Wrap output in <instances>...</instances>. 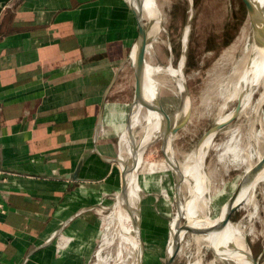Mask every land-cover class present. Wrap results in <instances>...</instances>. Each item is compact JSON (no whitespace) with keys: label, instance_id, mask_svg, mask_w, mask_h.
I'll return each mask as SVG.
<instances>
[{"label":"crops","instance_id":"0c3cea01","mask_svg":"<svg viewBox=\"0 0 264 264\" xmlns=\"http://www.w3.org/2000/svg\"><path fill=\"white\" fill-rule=\"evenodd\" d=\"M138 34L128 0H0V264L92 260L122 184L126 123L107 113Z\"/></svg>","mask_w":264,"mask_h":264},{"label":"rangeland","instance_id":"374dc122","mask_svg":"<svg viewBox=\"0 0 264 264\" xmlns=\"http://www.w3.org/2000/svg\"><path fill=\"white\" fill-rule=\"evenodd\" d=\"M157 1L162 10L163 19L161 29H155L152 26L153 22L147 18L145 19L151 42L147 61L151 65L161 68L154 75L159 88L158 100L170 115L173 123L180 127L174 135L175 157L180 164L183 165L186 162L190 166L192 165V163H188L191 160L190 156L197 151L201 143L207 142L203 137L218 124L222 116L232 113L238 105V100H229L225 106H222L223 99L217 92V83L220 82L221 74L219 67L223 56H227L232 52L235 60H237L243 55L246 38L251 36L253 42V32L247 9L242 0ZM189 24L190 29H186ZM184 54L186 56L184 68L186 90L181 91L177 83L179 82L178 79L170 74L168 68L170 65L176 69L179 68L182 59H184ZM229 69L230 67L227 66L226 69H223L222 74L227 75ZM134 73V67L129 63L120 75L109 104L110 110L107 113L108 117L113 114V117L121 118L123 124L127 121L134 97ZM262 92L263 89L255 92L254 103L252 101L248 109L242 111L234 120L221 128L216 134V138L210 140V142L213 140L214 145L206 155L205 169L203 170L205 175L207 172L209 173L215 192L212 194V203L210 204L212 218H216L220 214L223 204L234 192L245 170L243 166L234 163L231 154L227 159L221 161L219 154H217L221 151L218 148L219 145L221 146L228 140L229 133L236 127L240 129L243 127L241 131L243 132L245 144L251 143L255 148H258L259 144L264 147V137H260L261 139L258 137V133L261 131L264 133V102L259 101ZM204 95L207 96L206 99ZM187 98L190 99L189 106L191 108L188 106L185 112L184 107ZM206 100L207 102H205ZM209 104L210 106H208ZM144 131L145 127L143 126H138L135 129L134 135L137 140L143 137ZM156 135L147 146L148 149L146 148L145 165L138 170L139 184L143 188V191H141L142 201L141 204L138 203L142 212L141 228L145 244L143 264L164 263L165 251L171 232L170 223L176 214L175 196L177 187L175 176L165 160L163 139L159 136L160 133H156ZM119 139L121 149H125L122 146L121 135ZM117 155V158H119V151ZM118 168L121 171L119 163ZM120 185L121 183L117 185L116 190L107 200L106 207H110L114 203L117 194L121 190ZM184 192L188 194L186 186ZM253 199L252 203L243 205L232 214L231 223L245 233V236L240 238L239 244L250 251L254 257L259 258V264H264V183L256 188ZM255 205H258L257 212H255ZM109 212L110 210L106 208L101 213L100 236L96 251L99 250L100 240L102 239L103 217L108 215ZM184 220L185 217H182V221ZM197 238V235H186L183 240L184 250L176 255L174 264H194L198 260H201L202 264H209L215 259L214 252L201 247V243L197 242ZM96 251L89 264L98 262V251ZM112 260L114 259L112 258L110 261ZM131 261L132 259H129L127 262ZM218 264L236 263L229 260H219Z\"/></svg>","mask_w":264,"mask_h":264},{"label":"bare ground","instance_id":"6f19581e","mask_svg":"<svg viewBox=\"0 0 264 264\" xmlns=\"http://www.w3.org/2000/svg\"><path fill=\"white\" fill-rule=\"evenodd\" d=\"M130 1L133 5L136 6L139 3V0ZM254 2L264 8V0H254ZM141 6H143L145 19L147 18L152 21V26L155 29L160 28L163 15L158 1L141 0ZM245 42L246 44L245 49L243 50V55L239 59L235 60L232 52L227 56H223V58L221 57L222 61L219 67V70H221L220 73L222 74L223 69H226L227 66H229L230 69L227 75L224 76L223 74H220V82L217 83V92L223 99L222 106H225L229 100H238V104H240V113L251 106L254 94L259 89H263L259 101L264 102V47L255 45L252 40H250L249 36H247ZM136 55L137 54L134 53L132 57L134 63L136 61ZM183 62L184 59H182V62L177 69L172 65H170L168 68L170 74L178 79L179 82L177 83L179 84V89L181 91L186 90V87L184 85L186 79L183 71ZM160 70V67L151 65L148 62L146 63L142 103L137 105L132 118L133 131H135L138 126L145 127L143 137L141 136L142 138H140V140H137L135 135V137L132 135L130 136L128 132L124 133L123 135L121 134L123 141L122 146L125 147V149H121L120 147L119 150L121 154L119 155V159L121 160L120 165L123 169L122 171H124V178L126 182L125 192L123 194L119 192L115 198L114 203L110 207H107L110 212L108 215L103 217V233L102 239L100 240L99 250H97L98 252L96 251L98 260L96 264H136L135 259L140 247L137 236L138 203L141 199V191H143V188L142 186H140L138 180V170L140 169V167H143L145 165V152L150 141H152L157 136L156 133L161 134L165 131V128L167 126L165 121H167V118L170 117L169 114L164 112V109H162L163 105H161L158 100L159 88L156 80L154 79V75ZM212 94L214 95V93ZM207 100L205 102H207ZM189 104L190 102L187 98L184 107L185 112L187 111ZM208 106H210V104ZM234 112L235 111L222 116L219 119L218 123L223 124L231 120V118L234 116ZM169 123L171 125L170 128L175 126L173 121H169ZM241 129L236 127L229 133L230 135L228 140L221 144V146L219 145L218 148L221 151L217 154H219V159L221 161L227 159L231 154L234 163H236V165L238 164L243 166L245 169L244 173H246L250 172L257 164L264 160V147L260 146L259 144V147L255 148L251 143L245 144L243 132L241 131ZM245 131L247 130L245 129ZM263 135V131L258 133L259 139H261L260 137H264ZM203 138L207 142L201 143V145L198 146L197 151L190 156L191 160L190 162L188 161V163H192V165L189 166L186 162L182 165L174 156L170 158L169 155L171 156L172 152L170 151L171 145L169 142L167 143L166 147L168 155L167 157H165V160L170 166V169H173L175 172L179 171L182 175L180 188L176 190L177 193L179 191V207L182 216L185 217V220L190 224L196 226H207L210 224H214L217 220H221L219 219L220 217L216 219H213L212 216L210 217V199L212 197V194H214L215 192L210 180L209 173L207 172L205 175L203 170L205 169V159L207 151L214 145L213 140L211 142L210 140L216 138L215 131L213 130L209 133L207 132V134ZM125 154L127 155L125 156ZM128 156L132 157L133 164L128 163ZM169 158L171 164L168 163ZM262 169L264 170V165L262 166L261 170ZM262 183H264V171H262L257 180L253 182V184H248L243 188L236 203H239L242 200H244L243 205L252 203L254 200V191ZM185 186L188 189V194L184 192ZM257 210L258 205H255V212H257ZM176 225L175 214L173 221H171L172 234L173 232H177V230L175 229ZM187 234L197 235V242L201 243L200 246L203 248H208L214 252L215 259L209 264H218L219 260H229L233 261L236 264H254L251 252L246 250L241 244H239L240 238H242V236L244 237L245 233L238 227H235L229 221H223L216 229L205 234H194L191 231L184 233L182 239L178 242L177 254H180L184 250L183 240L184 238H186ZM171 243L173 244V240L171 241ZM112 258L114 260L110 261ZM129 259H132V261L128 263L127 261ZM194 264H202V262L201 260H198Z\"/></svg>","mask_w":264,"mask_h":264},{"label":"water","instance_id":"95a60500","mask_svg":"<svg viewBox=\"0 0 264 264\" xmlns=\"http://www.w3.org/2000/svg\"><path fill=\"white\" fill-rule=\"evenodd\" d=\"M242 2L244 3V5L247 9L249 21H250V24L252 27L253 43L257 46L264 47V8L261 5L259 6L256 2H254V0H242ZM128 3H129L130 7L132 8V10L136 16V19L138 22V27H139V34H138V38H137L136 42L133 44V46L130 50L129 55L127 57V60L125 62V64L130 63L134 67V70H135V73H134L135 74V90H134V97H133V100L131 103V108H130V111L128 113L126 125H125V128H124L122 135L124 133L128 132V134L130 136L131 135L134 136V131L132 129V118H133V115H134V112H135L137 105L142 103L143 84H144V79H145L144 77H145L146 63L148 62L147 61V54L149 53V50L151 47V42H150V36H149V29L145 23V17H144V13H143V6H141V0H139V3L137 6L133 5L130 0H128ZM187 28L190 29V24L186 27V29ZM249 37H251V36H249ZM250 40H251V38H250ZM134 53L137 54L135 63L132 60ZM183 58H184V62H183L184 63L183 71H184L185 60H186L185 54L183 55ZM189 102H190V99H189ZM159 103L161 104L160 101H159ZM162 109H164V108H162ZM234 111H235L234 116L231 118V120H229L228 122L223 123V124H219V123L216 124L209 132L214 130L215 136H216V134L218 133V131L221 128H223L228 123H230L232 120H234L240 114V104L237 105V107L235 108ZM164 112H166V110H164ZM169 121H172L171 117L167 118V121H165L167 126L165 128V131L163 133H161L159 136L163 139V152L165 154V157H167V155H168L167 150H166L167 143L168 142L170 143V145H171L170 151L172 152V155L171 156L169 155V157L171 158L173 156L175 157V152H174V148H173L174 135L177 133V131L179 130L180 127H178L175 124L174 127L170 128L171 125H170ZM208 152H209V149L207 151V154H208ZM120 154L121 153L119 152V155ZM170 158L168 159L169 160L168 163L171 164ZM116 161L119 164H121V160L119 158H117ZM128 163L133 164V159L130 156H128ZM263 165H264V160H262L259 164H257L250 172H246L243 174V176L241 177L239 183L237 184L234 192L225 201V203L223 204V206L221 208L220 214L216 217V218L220 217L219 219H221V220L223 219V220L222 221L217 220L214 224H210L207 226H196V225L190 224L188 221H185V220L182 221L183 216H182V213H181L180 207H179L180 200H179V195H178L179 191H178V193L175 196V201H176V212L175 213H176V224H177L175 229L177 230V232H173V234H172V232H170V238H169L168 243H167V247H166V251H165V258H164L163 264H174V261H175L176 255H177L178 242L182 239V236L184 235V233L191 231L194 234H205V233H208V232L216 229L220 225V223H222L223 221L231 222L232 214L236 210H238L239 208H241L243 206L244 200L240 201L239 203H236L240 193L242 192L244 187H246L248 184H250V185L253 184V182L255 180H257V178L262 173V171H264L263 169L261 170ZM171 171L173 172V174L175 176L176 187L178 189V188H180V185H181L182 175L180 174L179 171L175 172L173 169H171ZM121 177H122V184H121L120 193L123 194L125 192L126 182H125L124 172L122 171V168H121ZM141 201H142V195H141V199L139 201L140 204H141ZM210 204H211V199H210ZM209 213H210V206H209ZM210 217H211V213H210ZM216 218H213V219H216ZM173 219L171 221H173ZM141 223H142V212H141L140 205L138 204L137 236H138L140 247H139V250L137 252L136 259H135L136 264H143V259H144V254H145V244H144V238H143V234H142ZM60 232H61V230L56 232V234L50 240L55 238V236L60 234ZM172 240H173V244L171 243ZM251 256H252L254 264H259V258L254 257L252 253H251Z\"/></svg>","mask_w":264,"mask_h":264},{"label":"built area","instance_id":"2783aa9c","mask_svg":"<svg viewBox=\"0 0 264 264\" xmlns=\"http://www.w3.org/2000/svg\"><path fill=\"white\" fill-rule=\"evenodd\" d=\"M5 206L4 204L0 201V213H5ZM63 245L59 244V248H61Z\"/></svg>","mask_w":264,"mask_h":264}]
</instances>
